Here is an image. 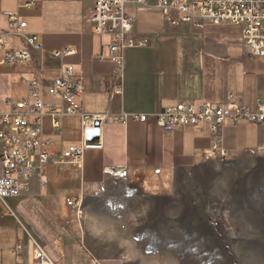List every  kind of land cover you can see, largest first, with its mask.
I'll return each mask as SVG.
<instances>
[{
    "label": "crops",
    "instance_id": "obj_1",
    "mask_svg": "<svg viewBox=\"0 0 264 264\" xmlns=\"http://www.w3.org/2000/svg\"><path fill=\"white\" fill-rule=\"evenodd\" d=\"M29 1L0 0V33H11L10 40L19 50L28 49L25 36L36 35L41 45V49H30V63H0V112L10 110L6 101L26 98L23 77L47 85L59 78L64 65L73 66L82 76L83 93L66 101L65 107L72 106L77 113L62 117L59 131L53 130L51 117L46 116L44 136L56 141L54 150L84 145L83 164L81 168L43 165L20 197L7 200L10 210L0 212V264H38L32 254L34 241L56 262L94 264L89 228L83 216L68 207L67 199L84 202L89 189L119 180L108 173L113 168H126L129 177L125 180L134 182L147 196L169 195L179 172L208 162L203 151L213 137L207 122L165 133L154 114L180 101L225 104L230 93L255 112L257 100L264 102V58L248 53L239 26L206 23L200 29L180 22L173 27L158 0H130L126 15L135 20L136 38L146 46L125 53L120 94L113 83L116 66L110 59V36L95 35L94 24L87 21L91 0H33L35 6L27 8ZM9 11H18L27 28L12 30L5 14ZM67 48L74 53L63 59L55 56V51ZM4 56L0 48V61ZM42 96L47 102L59 103L46 87ZM123 113L148 114L149 119L140 122L129 117L124 123L119 121ZM82 115L103 117L100 146L85 145ZM220 134L215 140L230 161L264 153L261 126L246 121L227 123ZM18 243L23 245L20 254Z\"/></svg>",
    "mask_w": 264,
    "mask_h": 264
},
{
    "label": "built area",
    "instance_id": "obj_2",
    "mask_svg": "<svg viewBox=\"0 0 264 264\" xmlns=\"http://www.w3.org/2000/svg\"><path fill=\"white\" fill-rule=\"evenodd\" d=\"M130 0H91L87 21L94 24L95 35L110 36V59L115 64L113 83L116 92L122 94L125 72V53L129 49L146 46L145 41H139L135 34V20L126 15ZM144 0H137L141 3ZM35 6L30 0L25 7ZM158 7L163 11L166 21L173 27L180 22L192 23L203 29L206 23L213 25L231 24L242 28L243 45L256 58H264V0H158ZM10 28L16 32L27 28V22L22 21L18 11L5 13ZM11 33H0V48L5 50V56L0 61L6 65H24L32 61L30 49H41L36 35L25 36L28 49H17L10 40ZM73 50L67 48L55 51L56 57L63 59L72 55ZM27 85V96L22 100L6 101L10 110L0 112V202L10 210L7 200L20 197L28 188L31 178L43 165L53 163L57 166L75 165L82 167L83 146L68 145L61 151L54 150L56 141L44 136V119L51 117L52 128L59 131L61 118L75 115L76 110L65 107L66 101H74L82 96L83 79L71 65L63 66L58 79L45 85L36 78H22ZM46 87L48 94L59 100V103L45 101L42 90ZM131 117L133 121L146 122L148 114L123 113L120 122H126ZM157 125L165 133H173L187 125L197 126L207 122L212 133V143L203 151L206 161L226 159L227 151L220 146L215 137L227 123L235 125L246 121L264 128V102L257 100V110L251 112L240 98L230 93L225 104L180 101L167 106L154 114ZM99 115H82V128H93ZM108 173L119 179L129 177L126 168L109 169ZM67 205L78 215L84 213L82 198H69ZM16 251L20 254L23 245L17 244ZM33 259L38 264H62L51 259L44 247L34 241ZM94 264H101L94 260Z\"/></svg>",
    "mask_w": 264,
    "mask_h": 264
},
{
    "label": "rangeland",
    "instance_id": "obj_3",
    "mask_svg": "<svg viewBox=\"0 0 264 264\" xmlns=\"http://www.w3.org/2000/svg\"><path fill=\"white\" fill-rule=\"evenodd\" d=\"M228 159L179 172L166 196H147L125 179L89 189L81 220L89 228L94 260L264 264V153Z\"/></svg>",
    "mask_w": 264,
    "mask_h": 264
},
{
    "label": "water",
    "instance_id": "obj_4",
    "mask_svg": "<svg viewBox=\"0 0 264 264\" xmlns=\"http://www.w3.org/2000/svg\"><path fill=\"white\" fill-rule=\"evenodd\" d=\"M101 125H102V120L96 119L94 121L93 128H89L85 131V145L87 147L100 146Z\"/></svg>",
    "mask_w": 264,
    "mask_h": 264
}]
</instances>
